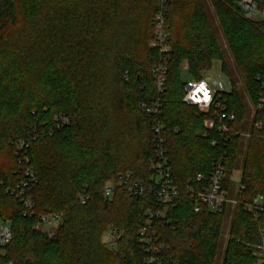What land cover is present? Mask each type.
I'll return each mask as SVG.
<instances>
[{
	"label": "trees",
	"instance_id": "obj_1",
	"mask_svg": "<svg viewBox=\"0 0 264 264\" xmlns=\"http://www.w3.org/2000/svg\"><path fill=\"white\" fill-rule=\"evenodd\" d=\"M236 1L170 0L163 8L169 51L160 54L150 47L160 0H0V215L12 232L0 264H145L138 233L148 210L163 245L162 264H217L219 255L221 264L257 263L264 201L257 214L245 205L264 198V133L254 128L264 123V112L256 110L247 126L210 21L216 20L255 106L264 86V19L247 18ZM255 1L264 6V0ZM215 61L230 82L226 109L235 115L221 134L205 127L211 113L183 101L182 65L188 79L199 80ZM160 65L165 76L159 93ZM156 126L162 127L178 191L174 205L161 207L151 196L116 188L105 198L106 185L121 174L148 182ZM17 141L29 144L33 215H22L6 193L19 170ZM217 162L223 189L237 202L219 212L188 191L205 186ZM238 169L236 187L232 172ZM80 194L89 195L84 205ZM49 213L64 216L51 237L34 229L38 217ZM108 231L117 236L113 245L103 241Z\"/></svg>",
	"mask_w": 264,
	"mask_h": 264
},
{
	"label": "built area",
	"instance_id": "obj_2",
	"mask_svg": "<svg viewBox=\"0 0 264 264\" xmlns=\"http://www.w3.org/2000/svg\"><path fill=\"white\" fill-rule=\"evenodd\" d=\"M170 0H160L161 8L154 19V39L150 47L157 49L160 54H166L169 51L167 45V34L165 32V21L163 17V8ZM237 6L243 11L247 18L264 19V6L260 8L255 0H237ZM165 76V68L158 66L155 69V77L158 92H162ZM231 87L229 82L225 84L223 77L215 79L201 77L199 80L188 79L184 87L183 101L191 106H195L200 112L208 114L211 113L213 117L205 122L207 130L216 128L218 134L226 133L228 125L235 121V115L226 109L225 96L230 93ZM255 111L264 112V86L259 93V99L254 106ZM256 130L264 133V123L257 122L254 124ZM162 130L161 126H156L154 132L157 134L154 141V157L155 160L151 164V177L148 182L133 181L131 174H121L117 179L106 185L104 189V197L110 198L114 189L125 190L129 195L136 197L151 196L156 204L161 207L168 208L174 205L178 197V191L173 183L171 177V168L167 160L166 150L163 146V139L159 135ZM243 137H248L247 133H241ZM215 145V141L212 142ZM29 144L25 141H17L14 144V156L19 165L16 181L13 185L6 188V193L17 200L22 207V215H33V203L29 196V190L32 183L35 181L33 170L29 166V156L27 149ZM223 170L219 162L215 163L209 177V181L205 186H201L200 190H195L190 185L189 192L195 195L198 204L206 206L207 208L219 212L226 205L235 206L236 200L230 198L227 192L223 189ZM202 176L196 177V182L201 183ZM89 199V195L80 194L78 201L84 205ZM264 198L258 195L253 199L249 205H245V209L257 214L263 210ZM198 206L194 211L198 212ZM149 215L144 227L139 231L138 237L141 244L142 252L144 253L145 264H162L159 257L163 245L157 241L155 233L151 227L153 214L150 210L147 211ZM64 216L62 213H49L41 215L34 226V229L46 234L48 237L54 235L56 229L63 223ZM107 243L115 244L117 236L114 232L108 231L106 234ZM12 239V232L10 223L0 215V253L3 248L10 243ZM256 264H264V232L261 234V243L255 248Z\"/></svg>",
	"mask_w": 264,
	"mask_h": 264
},
{
	"label": "rangeland",
	"instance_id": "obj_3",
	"mask_svg": "<svg viewBox=\"0 0 264 264\" xmlns=\"http://www.w3.org/2000/svg\"><path fill=\"white\" fill-rule=\"evenodd\" d=\"M210 11H211V9H209V12ZM210 21H211V23H212V25L214 27V30H215V35H216L218 46H219V48L221 50L224 51L225 62H226V64L228 65V67L231 69V71L233 73L232 77H233L234 82L236 84V88H237V90H238V92H239V94L241 96L242 103H243V105L245 107V110H246L245 114H246L247 121H248L247 126L249 127V121H251L252 118L255 115L254 106L251 104L248 96L246 95L244 87H243V85L241 83V79L239 78L238 74L236 73L234 62H233V58H232L229 50L227 49L225 40L223 38V35H222L220 29L218 28V24H217L216 20L213 17V18H210ZM167 45H168V43H167ZM181 70L183 71L182 72V79L184 81H187L188 77H187V73L185 72V70H186V64L185 63L182 65ZM202 76L205 77V78H210V79H215L217 77L222 76L223 77V81L225 82V84H227L229 82V80L227 79V76L221 71L220 62H217V61L213 62L210 70L204 72ZM229 84H230V82H229ZM248 131L249 130H247V133H249ZM240 173H241L240 169H238L237 171H233L232 172V178L234 179V183H235L236 187L238 185V181H239V178H240ZM233 207L234 206H232V208ZM230 220H231L230 216H227L225 218V221H224V227H223L222 236H221V247H220L222 252L224 251L225 244H226V241L228 239L229 228H230ZM103 241L105 243H107V239H106L105 236L103 237ZM221 263H222V255H219L218 258H217V264H221Z\"/></svg>",
	"mask_w": 264,
	"mask_h": 264
}]
</instances>
